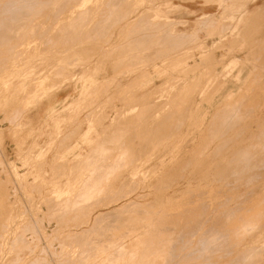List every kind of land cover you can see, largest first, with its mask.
<instances>
[{
	"label": "rangeland",
	"instance_id": "obj_1",
	"mask_svg": "<svg viewBox=\"0 0 264 264\" xmlns=\"http://www.w3.org/2000/svg\"><path fill=\"white\" fill-rule=\"evenodd\" d=\"M18 1L0 0V62L18 57L20 47L25 51L30 43L45 41L43 32L48 34L64 19L67 36L78 35L69 38L70 46L81 40V46L91 45L87 57L114 38L109 34L118 28L109 26L104 30L108 35H96L99 26L94 24L99 19L92 16L97 15L95 7L90 14L93 0ZM135 3L127 0L120 13L128 16ZM183 6L190 14L183 9L181 15H173L175 32L191 33L200 15L218 12ZM142 11L144 20L161 22L151 17L152 11ZM81 14H88L84 27ZM240 21L236 24L244 22ZM221 22L232 28L235 20L226 17ZM250 35V44H239L237 50L249 52L250 45L258 49L261 59L253 61L252 70L264 74L259 65L264 63V13ZM139 37L127 36L124 45ZM215 37L200 33L191 41L132 44V52L126 47L127 56L122 50L119 60L94 63L72 58L61 68L64 76L38 79L41 96L71 75H85L95 67L101 71L108 61L116 63L114 89L100 90L105 92L75 118V127H67L61 139L56 138L45 160L34 157L48 149L47 132L32 129L39 126L44 111L30 109L22 115L27 103L16 114L1 109L0 264H264V106L254 104L261 99L256 92L260 95L264 87L254 92L249 83L238 96L242 98L231 105L207 106L223 96L219 89L226 82L208 90L215 84L210 73L215 68L207 65V53L195 68L186 66L196 63ZM227 37L213 49L217 57L229 52L218 50L231 46ZM40 66L38 70L47 65ZM58 67L49 69L59 72ZM5 68L0 65V71ZM36 74L34 69L28 76ZM119 82L126 84L118 87ZM260 82L256 78L252 83ZM8 100L2 97L0 107ZM214 109H218L215 115ZM113 117L110 126L106 119ZM87 120H94L96 129L80 138L82 147L71 152L81 134L77 124ZM65 151L71 154L61 159Z\"/></svg>",
	"mask_w": 264,
	"mask_h": 264
},
{
	"label": "crops",
	"instance_id": "obj_2",
	"mask_svg": "<svg viewBox=\"0 0 264 264\" xmlns=\"http://www.w3.org/2000/svg\"><path fill=\"white\" fill-rule=\"evenodd\" d=\"M95 1L98 2L95 3ZM126 1L127 0L92 1L90 5V14L91 7H95L97 10V15L95 13L91 15L95 18L98 17V19L101 20H98L94 24L96 26H99V29L97 30V32H95L96 35H108L109 31L107 30L104 32V30L107 27L112 26L113 23L111 21H115L113 25L118 27L117 31L119 32H115V30L110 32L109 36L112 35L115 37H111L112 39H107L102 42L100 44L99 50L93 53L91 56L87 57V54L91 51V45H89L88 43H83L86 44L84 46L80 45L84 40H81L78 43L70 46L72 42L69 38L78 35L74 34L73 36H67V28L66 26L63 27V25H66V20L64 19L60 24L54 26L53 30L48 34H45V31L43 32L45 41L40 40L39 42L35 41L36 43L32 42L34 44L31 45L30 43L29 48L25 51L22 50V47H20L18 57L12 58L10 61L0 62V65L2 64L7 67L4 70L0 71V88L5 90L3 94L0 93V99L4 96L6 98L9 97L8 102L6 101L3 105H1L3 108L0 107V111L2 109V111H6V113L8 114H16L18 108L22 109L23 103H27L30 106H28L29 108L22 115H25L30 109H35L36 113H42L44 111V117L42 116L41 123L37 128L32 127V129L34 131L38 130L41 134L45 133V131L47 132L49 140L46 145L48 149H41V151H39L35 155V159L45 160L47 152L53 149L56 138L61 139L62 135L66 132L67 127H75V124L77 123L75 118L80 115L83 110L91 108L95 104L96 99H98L99 92H105V90H100L106 87V91L107 93H109L114 89L115 86L116 77L114 75V69L116 63L113 61H108L106 64H104L105 69L98 71V67H95L89 72H86L85 70L83 72L85 73V75L82 74L84 77L80 74L74 75L73 73L74 77L72 75L69 76V78L64 82L60 81L59 85L54 90L47 91L43 95L39 96L38 94L40 90H37L36 86L38 82L41 81V77L51 79V76L56 74L64 76L66 71H61V68L66 66L68 59H94V63L97 59L104 58L108 60L109 58H113V60H119L120 58H123L122 50H124V57L127 56L126 54L128 51L130 53L132 52V44L145 43L146 45L148 43H158L165 41H186V39L187 41H191V39H193L195 35L199 36L200 33H204L205 35L217 37L210 39L213 43L212 46L209 47V50L201 51L202 53H200L199 58L197 57L196 63H188L186 67L187 69L195 68L196 64L200 63V56L207 53L206 55L210 57V62L207 65L209 66L210 64H213V67L215 68V70L210 72L212 75H214L213 82H215V84H212L213 86H208V90H217V86H219V84L221 86V82H226V86H223V88L219 89L223 90V96H217V98H215V100L211 104H207V106L220 109L227 104L231 105L235 101H238L242 98H239L238 96H242V92L247 88L249 83L252 84V90L254 92L256 90H259L261 85L264 87V78L260 76V74L262 73L252 70V66L254 65L252 64L253 61H260L258 59H261L260 51L258 49L256 50L251 45L249 48V52L247 50H237V47H240L239 44H250V33L251 29L253 28V23L258 18H260V16H262V13H264V1L259 2L260 0H250L249 2H242V0H181L182 4H175V0H136L134 6H128L129 8L126 12V15H129L123 16L120 11L126 4ZM183 4L200 5V10L202 11L214 8L218 12L213 15L206 13L200 15V20L198 21V23L194 24L196 28H194L192 30L193 32L191 33L189 30L175 32L176 24L174 23L173 15H181L183 12H185L186 14H190V12H187V7H184ZM145 9L147 11H152L153 15L151 17L161 22L154 23L149 18L148 20H144L142 16V10ZM183 9H185V11L182 12L181 10ZM112 12L113 14H111ZM191 14H194V12ZM80 17L82 20L81 27L88 25L86 23L88 21V14H81ZM105 17H107L106 21H104ZM226 17L235 20L232 28H228L222 25L221 20ZM207 19H212V22H208V25L210 24V26H208L206 23L207 21H209ZM241 19L244 22H242L241 25H237L236 23L238 21L241 22ZM185 22L186 21H184L183 23ZM160 23H163V25ZM212 23L215 26L213 25L211 27ZM47 25L50 26L51 24ZM209 27H211L212 29H209ZM159 29H162V31H158ZM161 32L165 33L163 35H159L161 34ZM137 34H139L140 36L137 40L124 45L127 36H136ZM227 35L231 37V46H222L218 50L223 49L226 51L228 50L229 52H227V54H222L220 57H217V50L213 49H215L218 44H221L224 41H228L229 39ZM41 36L38 37L37 40H39ZM166 36L167 38L163 39ZM66 46H68L66 49H60L65 48ZM126 47L128 51H126ZM233 51L244 53V55L242 57L231 55V52ZM115 54L116 57L114 58ZM228 57L230 58L228 59V61H226ZM259 63L260 66L264 67L263 62ZM41 64L42 66H47L42 70H38V68H41ZM97 64H95V66H97ZM57 65L59 66L58 69H60L59 72L57 70L54 71L49 69V67L54 68L57 67ZM207 65H204V68ZM219 67H221V69H219ZM15 68H17L18 70L14 71ZM34 69H37L36 77H29V72ZM9 70H12L9 75L6 74V76H2V74H5L6 71ZM197 73H199V71ZM226 75H230V78L227 80ZM262 75L264 76V74ZM54 77L52 81L55 82ZM256 78H258V80H260L261 82L259 85L255 86L252 82ZM125 84L126 83L121 85V82H119L117 86H125ZM33 85H35V87L29 90V87ZM107 87L110 88L107 90ZM206 89L207 88L204 87V90ZM17 92L18 94H20L18 95ZM62 93L66 95L62 99H60V95ZM236 95L237 97H235V99L234 96ZM256 95L258 97L261 96V99L256 102H252H254V104L256 103V105L258 106H264V90L260 95H258V93L256 92ZM109 96H112V94H109L108 97ZM218 109H214L216 111L215 113L214 111L212 112L213 115L216 114ZM106 120V123H108L110 126H114V117ZM77 125L80 127L81 134L78 137H75L78 140L75 144L73 142V150H70L71 152L74 151L78 146L82 147L80 138H85L87 134L89 135L91 131L96 129L94 120L79 122ZM2 137V133L0 132V141ZM12 137L17 138V133H13ZM37 146L38 144H36L35 147ZM32 149H29V151L27 152L31 153ZM69 154H71L69 151H65V154L61 155L60 158L64 159ZM78 156H81V154L75 155L76 158ZM45 164L49 165L50 162L46 160ZM66 168L67 166H64L63 169ZM55 185L59 186V184L56 183Z\"/></svg>",
	"mask_w": 264,
	"mask_h": 264
},
{
	"label": "bare ground",
	"instance_id": "obj_3",
	"mask_svg": "<svg viewBox=\"0 0 264 264\" xmlns=\"http://www.w3.org/2000/svg\"><path fill=\"white\" fill-rule=\"evenodd\" d=\"M20 1V0H19ZM18 1V2H19ZM120 1H122V0H120ZM118 7V6H117ZM15 9H16V6H15ZM115 9V8H114ZM82 11V10H81ZM116 11H117V8H116ZM84 12V11H83ZM115 12V11H114ZM23 13V12H22ZM111 14H113V12L111 13ZM15 15V14H14ZM79 15V13L77 14V16ZM23 16V15H22ZM114 16V15H113ZM76 18V17H75ZM116 18V17H115ZM119 18V17H118ZM28 19H29V17H28ZM32 19V18H31ZM114 19V18H113ZM34 20V19H33ZM76 20V19H75ZM207 20H209V19H207ZM210 21L212 22V19L211 20H209V21H207L206 23H207V25H208V22L210 23ZM113 24H114V22L115 21H111ZM87 23V22H86ZM102 23V22H101ZM112 24V26H114ZM214 24L212 23V25H211V27L213 26ZM16 26V25H15ZM17 26H20V25H17ZM64 26V25H63ZM208 26H210V24L208 25ZM215 26V25H214ZM21 27H23V26H21ZM25 27V26H24ZM84 27V26H83ZM211 27H209V29L211 28ZM15 28V27H14ZM11 29V28H10ZM23 29V28H22ZM36 29H37V27H36ZM75 29V28H74ZM141 29V28H140ZM212 29V28H211ZM1 30V29H0ZM7 30V29H6ZM101 30H102V28H101ZM3 31V30H2ZM10 31V30H9ZM17 31H18V29H17ZM6 32V31H5ZM11 32V31H10ZM19 32V31H18ZM169 32H170V30H169ZM9 33V32H8ZM13 33H15V32H13ZM169 34V33H168ZM184 35V34H183ZM2 36V35H1ZM166 38V37H165ZM169 38V37H168ZM19 39V38H18ZM2 41V40H1ZM5 42V41H4ZM7 42V41H6ZM9 42V41H8ZM7 42V43H8ZM4 44V43H3ZM145 44V43H144ZM2 45V44H1ZM144 46V45H143ZM1 48V47H0ZM12 49V48H11ZM11 51V50H10ZM10 54V53H9ZM16 54V53H15ZM5 61V60H4ZM218 116V115H217ZM231 119V118H230ZM223 120V119H222ZM221 120V121H222ZM225 143V142H224ZM250 153V152H249ZM247 156V155H246ZM251 156V155H250ZM246 162V161H245ZM228 221V220H227ZM207 246V245H206ZM208 247V246H207ZM205 248V247H204ZM208 249V248H207ZM201 253V252H200ZM253 254V253H252Z\"/></svg>",
	"mask_w": 264,
	"mask_h": 264
}]
</instances>
